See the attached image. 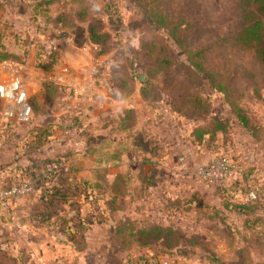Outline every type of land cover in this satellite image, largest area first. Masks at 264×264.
Masks as SVG:
<instances>
[{"label":"rangeland","instance_id":"obj_1","mask_svg":"<svg viewBox=\"0 0 264 264\" xmlns=\"http://www.w3.org/2000/svg\"><path fill=\"white\" fill-rule=\"evenodd\" d=\"M1 1L0 10L17 13L14 25L0 20V54H33L37 68L58 74L69 67L81 77L67 85L47 80L39 101L28 95L32 112L20 128L0 112V136L8 135L6 147H14L12 155L0 158V183L28 180L32 186L29 195L0 204V264H264V70L228 38L232 0ZM82 3L110 34L104 54L97 55L85 38V24L71 17ZM157 8L174 20L206 13L198 33L184 38L187 48L168 27L146 21L144 14ZM62 10L63 29L52 22ZM148 39L168 45L175 61L158 77L149 75L151 62L140 46ZM198 47L206 49L194 56ZM113 64H121L131 79L125 91L109 80ZM74 86L99 92L94 118L83 113L88 100L79 102ZM116 92H132L126 101L133 111L122 121L123 130V123L121 130L108 127L122 110L108 106L118 99ZM187 96H201L207 114L193 112L198 104L189 107ZM214 115L226 122V134L201 142L191 136ZM67 128L74 136L64 133ZM74 138L82 140L84 152L90 146V157L77 156ZM59 140L64 146L56 150ZM223 154L238 179L223 188L205 187L192 167ZM249 191L262 219L253 229L227 207L246 203ZM147 222L180 229L183 243L168 250L137 239L136 230ZM195 238L208 239L206 248L195 246Z\"/></svg>","mask_w":264,"mask_h":264},{"label":"trees","instance_id":"obj_2","mask_svg":"<svg viewBox=\"0 0 264 264\" xmlns=\"http://www.w3.org/2000/svg\"><path fill=\"white\" fill-rule=\"evenodd\" d=\"M51 1L52 0H48L46 3L49 4ZM159 8L152 13L149 12V14H144L146 21L152 25L168 27L169 34L176 37L175 40L178 43L181 41V38V43H183L186 47L187 44L184 43V38L189 34L193 35L198 33L197 31L202 28L203 24L201 25V21L205 19L206 13L202 11L191 17H182L174 20L173 17L167 18L166 14L162 11L158 12ZM231 15L233 29L228 35V38L232 42V45L239 52H245V54H247L250 59L255 62L259 70H264V0H232ZM71 17L77 23L85 24L84 32L86 38L96 46L97 55L104 54L109 50L108 48L111 40L110 34L105 30L102 20L93 16L83 3L79 4L78 9L74 11ZM66 21L67 14L63 10L58 12L52 19L55 27L61 29H63ZM217 40L219 39L217 38ZM140 46H142L145 50V57L151 62V66L148 69V73L151 77H158L162 75L175 64L170 47L162 41L157 39H148L142 41ZM1 48H3V46H1ZM204 49L206 48L198 47L197 50H194V56H200L204 52ZM24 58V54L22 56L15 57L7 51L0 54V59L18 60L21 63L24 62ZM202 71L203 68L199 66L198 72ZM109 80L113 87L117 88L119 91H122L124 90L123 88L126 89L127 86L131 85V79L121 64L111 65ZM179 83L180 85L184 84L182 82ZM116 93L120 98H128L132 92ZM183 100L190 104L189 107H193V103L198 104V106H194L192 108L193 112L197 114H207V105L205 104V101L201 99V96H187L183 97ZM131 113V110H124L118 119L114 121L120 125L123 123L122 121H124V118ZM122 125V128H126L124 123ZM226 130V122L214 115L210 117L208 122L195 126L191 136L201 142L205 137L214 139L219 133L224 135L226 134ZM254 202L255 201H246V203L235 204L229 203L227 204V207L232 206L235 208V211H237L238 214L244 216V223L248 224L250 229H253L255 224L262 220L256 214L257 207ZM217 213L218 209L216 210V214ZM211 228L218 231V234H223L221 231L222 229H220V227L216 224H211ZM136 235L139 240L142 239L145 241L161 243L168 250L177 248L184 241V233L180 229L174 228L170 225H164L160 222H147L136 230ZM252 235L255 236L256 239L262 237L261 234H256V232H252ZM207 242L208 239H193V244L195 246H199L200 249L206 248L205 246Z\"/></svg>","mask_w":264,"mask_h":264},{"label":"built area","instance_id":"obj_3","mask_svg":"<svg viewBox=\"0 0 264 264\" xmlns=\"http://www.w3.org/2000/svg\"><path fill=\"white\" fill-rule=\"evenodd\" d=\"M12 67L6 80L0 82V101L2 106L0 112L4 117L15 123L21 124L26 122L31 115V105L27 90L21 75V67L17 63H10ZM74 86L72 94L86 101L88 87ZM65 134L71 135L72 131L66 129ZM180 162L185 164L184 158H180ZM193 175L207 188L218 189L230 186L238 179V170L230 161L227 155H219L209 159L204 163H199L192 167ZM32 192V186L28 180H14L0 183V204H4L10 199H18L27 196ZM256 195L253 191H249L246 201H255ZM171 264H182L177 260Z\"/></svg>","mask_w":264,"mask_h":264},{"label":"crops","instance_id":"obj_4","mask_svg":"<svg viewBox=\"0 0 264 264\" xmlns=\"http://www.w3.org/2000/svg\"><path fill=\"white\" fill-rule=\"evenodd\" d=\"M1 2L2 1L0 0V3ZM16 13H17V9L11 8V7L9 9L5 8L4 11L0 10V20L1 21L2 20L9 21V24H13L14 25L15 24L14 17H16ZM6 33H8V32H6ZM85 38H86V35H85ZM87 41L89 43H91L88 39H87ZM76 44H81V43H80V41H77ZM44 45H45V48H48V46L46 44H44ZM55 50L57 51L56 52V56L60 55L61 47L57 46L55 48ZM70 50H71L70 52H77V50L75 48H70ZM5 51L9 52L10 54L13 53L12 50H10V49H6ZM73 54H76V53H73ZM76 58H77L76 55L73 56V58H71V62L73 61L72 59H76ZM36 61L37 60L34 59V55L33 54H28V53L25 55L23 63H21L20 61H17V60L0 59V82L6 80L8 78L9 73H10V71L12 69V67L10 66V63H17L21 67V75H22V79H23V82H24L26 90H27V94L29 95V97H34L35 100L39 101L47 93L44 90V86H47V84H48V82H46L47 80L53 79V80L57 81V83H59L60 85H67V84H73L74 82H76V80L80 79V77H81L80 74L77 73V70L75 72H71L70 73V68L69 67H64L61 70V72L58 73V74L57 73L56 74L52 73L53 70H49L48 68L43 67V66L41 67V69L37 68ZM78 62L79 61L73 62V66H78ZM91 95L92 96L94 95V96H93V99L90 100ZM98 96H99V92H88L87 93V98H88L87 99L88 100L87 101V103H88L87 107L88 108L83 110V113L85 115L89 113V116L92 115V117L94 118V116L97 114L96 112L100 111L99 106H100L101 103L99 104ZM76 99H78V98H76ZM127 99L128 98H120V97H118V99L111 101L110 105H108V106H112L113 109L118 107L119 105L122 107V110L120 111V113H119V115L117 117H119L122 114V111H124V110L133 111L132 110L133 107L131 105L127 106V101H126ZM78 100H79V102H81L80 99H78ZM1 106H2V102L0 101V108H1ZM103 107L106 108L107 106L106 107L103 106ZM17 126L20 128L22 125L21 124H17ZM12 127H14V126H12ZM108 127L110 129H115V130L120 129L119 128V123L115 122L114 120H110L109 121ZM47 128H49V126ZM70 130L72 131L71 136H74L73 129H70ZM122 130H123V128H122ZM4 135L0 136V139L1 138H2V140L4 139L1 142L3 147H1V149H0V158H3L2 155H7V154L8 155H10V154L12 155L13 154V148L14 147L8 148L9 146H11V144L8 143V141H7V140H9V136L6 135V134H4ZM4 137H6V138H4ZM72 141H73L72 142V146H73L74 150H76V152H78L77 156H79L80 152H82L83 156L90 157V153H91L90 152V146H89V149L84 152V150L81 149V147L83 145L82 140L74 138ZM8 144H9V146L6 147ZM55 145L57 147L56 150H58V147H60L59 149H61L64 146L62 144V141H60V140L58 142H55ZM7 160L10 161V158L7 157ZM8 165H9V163L6 164V168H9ZM4 174H5L4 172H0V179H1V177L4 179Z\"/></svg>","mask_w":264,"mask_h":264}]
</instances>
